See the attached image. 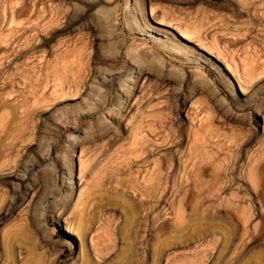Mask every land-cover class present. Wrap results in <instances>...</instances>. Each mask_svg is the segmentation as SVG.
I'll return each instance as SVG.
<instances>
[{
  "label": "rangeland",
  "instance_id": "374dc122",
  "mask_svg": "<svg viewBox=\"0 0 264 264\" xmlns=\"http://www.w3.org/2000/svg\"><path fill=\"white\" fill-rule=\"evenodd\" d=\"M0 264H264V0H0Z\"/></svg>",
  "mask_w": 264,
  "mask_h": 264
},
{
  "label": "bare ground",
  "instance_id": "6f19581e",
  "mask_svg": "<svg viewBox=\"0 0 264 264\" xmlns=\"http://www.w3.org/2000/svg\"><path fill=\"white\" fill-rule=\"evenodd\" d=\"M75 230V229H74Z\"/></svg>",
  "mask_w": 264,
  "mask_h": 264
}]
</instances>
